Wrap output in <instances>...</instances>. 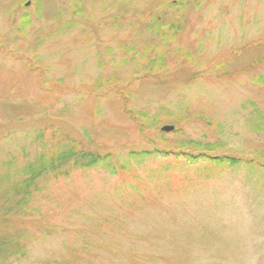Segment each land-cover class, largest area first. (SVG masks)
Masks as SVG:
<instances>
[{
    "label": "rangeland",
    "instance_id": "rangeland-1",
    "mask_svg": "<svg viewBox=\"0 0 264 264\" xmlns=\"http://www.w3.org/2000/svg\"><path fill=\"white\" fill-rule=\"evenodd\" d=\"M261 116L264 0H0V264H264Z\"/></svg>",
    "mask_w": 264,
    "mask_h": 264
},
{
    "label": "trees",
    "instance_id": "trees-1",
    "mask_svg": "<svg viewBox=\"0 0 264 264\" xmlns=\"http://www.w3.org/2000/svg\"><path fill=\"white\" fill-rule=\"evenodd\" d=\"M259 125H260V130L264 131V116L259 117ZM65 157V153L61 154L60 157H56V156H50L49 157V162L47 164L43 163V160H38L37 161V165L34 166L33 165H29L27 167V170L25 171V175L27 176L25 179H23L20 183L19 186L14 189L15 192H18L20 194H23V197L25 199V201H27L26 198H28L31 194V189L35 188L37 181L42 178L44 173H48L49 170H57L56 168H58L57 161H63ZM80 158L82 160H87L86 163L89 161V163L91 164H97L98 160L100 158L89 154V157L87 158L86 155H84L83 157L80 156ZM87 158V159H86ZM215 163L217 164H223L225 162L229 163V165H236L238 163L237 160L234 159H229V158H214L212 159ZM85 163V164H86ZM35 184V185H34ZM17 207H19V211L21 210V208H23L25 206V203H17L16 205Z\"/></svg>",
    "mask_w": 264,
    "mask_h": 264
},
{
    "label": "water",
    "instance_id": "water-1",
    "mask_svg": "<svg viewBox=\"0 0 264 264\" xmlns=\"http://www.w3.org/2000/svg\"><path fill=\"white\" fill-rule=\"evenodd\" d=\"M172 130H173V127L166 126V127L162 128V131H164V132H171Z\"/></svg>",
    "mask_w": 264,
    "mask_h": 264
}]
</instances>
